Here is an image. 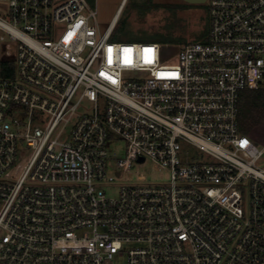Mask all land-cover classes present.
I'll return each mask as SVG.
<instances>
[{
    "label": "built area",
    "instance_id": "built-area-1",
    "mask_svg": "<svg viewBox=\"0 0 264 264\" xmlns=\"http://www.w3.org/2000/svg\"><path fill=\"white\" fill-rule=\"evenodd\" d=\"M206 2L209 35L169 55L88 0H0V264H264V145L239 118L264 0ZM148 159L169 179L111 173Z\"/></svg>",
    "mask_w": 264,
    "mask_h": 264
},
{
    "label": "rangeland",
    "instance_id": "rangeland-1",
    "mask_svg": "<svg viewBox=\"0 0 264 264\" xmlns=\"http://www.w3.org/2000/svg\"><path fill=\"white\" fill-rule=\"evenodd\" d=\"M91 7L97 9V21L100 29L105 30L112 21L122 0H88ZM209 5L192 4L184 0H127L120 10L117 27L112 36L115 41H156L168 42L171 55L189 41H204L209 35ZM6 34L0 29V35ZM167 37L175 39L169 41ZM4 51L0 50V54ZM259 146L264 140H255ZM109 151L118 158L126 157L125 141L109 144ZM118 182H162L169 179L167 170L158 167L148 159L146 164L134 163L130 171H111ZM112 195L119 192V185L105 187Z\"/></svg>",
    "mask_w": 264,
    "mask_h": 264
},
{
    "label": "trees",
    "instance_id": "trees-1",
    "mask_svg": "<svg viewBox=\"0 0 264 264\" xmlns=\"http://www.w3.org/2000/svg\"><path fill=\"white\" fill-rule=\"evenodd\" d=\"M169 41L175 39L167 37ZM8 61H2L1 73L7 74ZM240 124L243 133L254 140H264V86L243 91L240 99Z\"/></svg>",
    "mask_w": 264,
    "mask_h": 264
},
{
    "label": "water",
    "instance_id": "water-1",
    "mask_svg": "<svg viewBox=\"0 0 264 264\" xmlns=\"http://www.w3.org/2000/svg\"><path fill=\"white\" fill-rule=\"evenodd\" d=\"M185 2L192 3V4H204L206 0H184ZM143 158H141L142 160Z\"/></svg>",
    "mask_w": 264,
    "mask_h": 264
},
{
    "label": "crops",
    "instance_id": "crops-1",
    "mask_svg": "<svg viewBox=\"0 0 264 264\" xmlns=\"http://www.w3.org/2000/svg\"><path fill=\"white\" fill-rule=\"evenodd\" d=\"M123 3L121 2V4H120V6L118 7V9H117V11H116V13H115V15H114V17H119V15H120V10H121V8L123 7Z\"/></svg>",
    "mask_w": 264,
    "mask_h": 264
}]
</instances>
